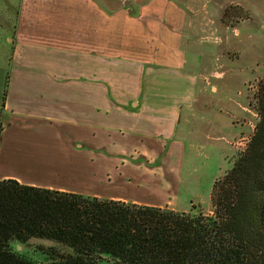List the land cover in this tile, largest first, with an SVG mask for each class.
<instances>
[{
	"label": "crops",
	"instance_id": "obj_1",
	"mask_svg": "<svg viewBox=\"0 0 264 264\" xmlns=\"http://www.w3.org/2000/svg\"><path fill=\"white\" fill-rule=\"evenodd\" d=\"M214 1L0 0V180L174 211Z\"/></svg>",
	"mask_w": 264,
	"mask_h": 264
},
{
	"label": "trees",
	"instance_id": "obj_2",
	"mask_svg": "<svg viewBox=\"0 0 264 264\" xmlns=\"http://www.w3.org/2000/svg\"><path fill=\"white\" fill-rule=\"evenodd\" d=\"M256 87L258 121L208 214L0 180V264H264V78Z\"/></svg>",
	"mask_w": 264,
	"mask_h": 264
},
{
	"label": "rangeland",
	"instance_id": "obj_3",
	"mask_svg": "<svg viewBox=\"0 0 264 264\" xmlns=\"http://www.w3.org/2000/svg\"><path fill=\"white\" fill-rule=\"evenodd\" d=\"M144 3L146 0H108L107 6L127 10ZM213 8L214 64L206 63L205 68L210 65L208 79L199 83L198 110L192 127L196 150L192 153V149H186L174 210L188 215L210 212L213 183L223 177L242 153L258 121L256 85L264 78V0H215ZM4 54L0 85L7 72L9 51ZM166 194L164 201L173 206L171 193ZM28 245L52 246L35 239L29 240Z\"/></svg>",
	"mask_w": 264,
	"mask_h": 264
}]
</instances>
